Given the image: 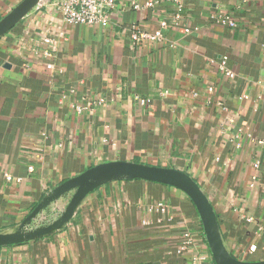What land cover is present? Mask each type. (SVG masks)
<instances>
[{
  "label": "crops",
  "instance_id": "1",
  "mask_svg": "<svg viewBox=\"0 0 264 264\" xmlns=\"http://www.w3.org/2000/svg\"><path fill=\"white\" fill-rule=\"evenodd\" d=\"M24 1L0 0V23ZM60 1L0 38V234L26 236L0 264H216L182 190L118 177L79 194L77 179L116 162L187 174L229 253L264 261V0H117L97 26H69ZM135 28L163 41L136 43Z\"/></svg>",
  "mask_w": 264,
  "mask_h": 264
},
{
  "label": "water",
  "instance_id": "2",
  "mask_svg": "<svg viewBox=\"0 0 264 264\" xmlns=\"http://www.w3.org/2000/svg\"><path fill=\"white\" fill-rule=\"evenodd\" d=\"M38 0H25L15 8L0 23V38L13 26L19 23ZM140 178L164 183L182 190L194 203L199 213L208 247L216 264H264V261H241L232 256L226 249L217 217L208 197L187 174L175 170L160 167H150L131 162H116L96 167L75 181L81 186L79 194L84 193L89 187L104 181L118 178ZM26 239L25 234H0V246L22 242Z\"/></svg>",
  "mask_w": 264,
  "mask_h": 264
},
{
  "label": "built area",
  "instance_id": "3",
  "mask_svg": "<svg viewBox=\"0 0 264 264\" xmlns=\"http://www.w3.org/2000/svg\"><path fill=\"white\" fill-rule=\"evenodd\" d=\"M176 3H181L184 0H174ZM156 3L150 1L146 2L143 6L139 4H133L134 10H139L143 8H154ZM117 6V0H61L59 4V12L61 13L64 21L69 26H97V25H106L109 23L110 17L114 13ZM217 23L222 26H227L230 28L236 27V22L228 16H219L216 18ZM167 27V23H162V28ZM197 30V29H195ZM184 33L191 32L190 28H183ZM132 39L136 43H145V42H161L163 41L162 30L156 31L154 33L142 32L138 29H134L132 32ZM50 39L46 40V43H51ZM224 60L221 65V69H226V62ZM49 68H53L52 65ZM209 91H212L210 89ZM152 102L151 99H142L141 105L146 107ZM103 99L98 95L92 98L85 100L83 105L75 104L72 105L75 112L82 113L85 110L90 108H97L101 106ZM158 209L162 212H165V206L162 204L157 205ZM185 242L182 247V251L187 250L188 247L193 246L194 240L189 232L184 234ZM193 264H201L200 259H195Z\"/></svg>",
  "mask_w": 264,
  "mask_h": 264
}]
</instances>
